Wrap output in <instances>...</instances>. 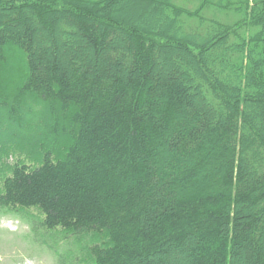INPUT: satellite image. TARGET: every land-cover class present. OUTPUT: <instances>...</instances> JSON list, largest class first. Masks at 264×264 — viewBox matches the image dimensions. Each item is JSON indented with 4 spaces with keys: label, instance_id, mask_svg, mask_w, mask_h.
<instances>
[{
    "label": "trees",
    "instance_id": "trees-1",
    "mask_svg": "<svg viewBox=\"0 0 264 264\" xmlns=\"http://www.w3.org/2000/svg\"><path fill=\"white\" fill-rule=\"evenodd\" d=\"M0 213L57 264H264V0H0Z\"/></svg>",
    "mask_w": 264,
    "mask_h": 264
},
{
    "label": "rangeland",
    "instance_id": "rangeland-1",
    "mask_svg": "<svg viewBox=\"0 0 264 264\" xmlns=\"http://www.w3.org/2000/svg\"><path fill=\"white\" fill-rule=\"evenodd\" d=\"M0 264L57 262L56 257L45 245L33 240L30 225L24 218L16 213H0Z\"/></svg>",
    "mask_w": 264,
    "mask_h": 264
}]
</instances>
